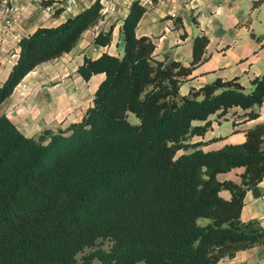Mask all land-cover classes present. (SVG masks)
I'll return each instance as SVG.
<instances>
[{
	"label": "trees",
	"instance_id": "1",
	"mask_svg": "<svg viewBox=\"0 0 264 264\" xmlns=\"http://www.w3.org/2000/svg\"><path fill=\"white\" fill-rule=\"evenodd\" d=\"M156 1L131 0L119 24L121 54L83 55L76 73L86 81L104 77L80 120L27 136L0 113V264H219L264 244V226L240 219L246 190L264 176V124L247 129L242 143L213 150L191 141L209 129V115L230 107L244 109L246 120L256 118L264 73L249 92L235 79L217 78L180 94L206 59L209 39L204 33L192 38L188 65L156 57L153 38L136 32ZM2 6L10 8L11 0H0ZM103 17L94 0L21 36L0 83V104L28 72L69 52ZM170 18L183 27L180 16ZM113 27L97 31L92 43L110 45ZM240 166L239 182L217 179Z\"/></svg>",
	"mask_w": 264,
	"mask_h": 264
},
{
	"label": "crops",
	"instance_id": "2",
	"mask_svg": "<svg viewBox=\"0 0 264 264\" xmlns=\"http://www.w3.org/2000/svg\"><path fill=\"white\" fill-rule=\"evenodd\" d=\"M42 0H11L12 6L0 7V83L7 76L17 53L9 56L6 50L16 47L19 38L31 33L38 26H51L82 10L94 0H51L44 6ZM131 0H115L113 7L94 26L85 30L77 44L60 57L41 63L28 72L11 95L0 104L5 113L27 136H35L45 128H64L80 120L92 104L93 93L104 77L93 74L84 80L76 73L84 54L96 57L107 50L119 54V24L128 11ZM56 7L62 11L54 15ZM180 16L183 27H175L173 18ZM195 18V22L192 21ZM114 24L112 42L98 46L92 39L100 29ZM138 35H147L155 42L154 54L179 60L188 65L191 60V44L195 35L206 34V59L194 67L180 86V94H188L191 88L210 83L217 78L235 79L246 92L251 81L264 73V0H157L140 18ZM185 32V36L181 34ZM16 50V49H15ZM244 109L233 106L226 114L209 115L211 126L204 135H194L191 141H205V151L220 148L224 144H237L245 140V131L257 124H264V101L258 108V116L246 120ZM264 149V142L261 143ZM244 167L217 173L219 180L239 182ZM220 195L229 199L228 190ZM240 219L257 220L264 226V176L248 188L240 211ZM264 244L238 250L232 258L223 257L219 264H262Z\"/></svg>",
	"mask_w": 264,
	"mask_h": 264
},
{
	"label": "rangeland",
	"instance_id": "3",
	"mask_svg": "<svg viewBox=\"0 0 264 264\" xmlns=\"http://www.w3.org/2000/svg\"><path fill=\"white\" fill-rule=\"evenodd\" d=\"M16 47H9L7 50H6V53L9 55V56H12L16 51H15ZM121 54L122 53V41H121V38H120V45L117 49ZM128 119L131 121V122H137L138 121V118L136 117V115L132 112H129L128 113ZM57 129V128H56ZM42 131V130H41ZM40 131V132H41ZM37 135V134H36ZM202 222H205V219H201ZM105 247H107V244L104 245ZM93 264H99V262L97 260H94Z\"/></svg>",
	"mask_w": 264,
	"mask_h": 264
},
{
	"label": "built area",
	"instance_id": "4",
	"mask_svg": "<svg viewBox=\"0 0 264 264\" xmlns=\"http://www.w3.org/2000/svg\"><path fill=\"white\" fill-rule=\"evenodd\" d=\"M66 1L71 3V2H74L76 0H66ZM124 1L128 2L129 0H124ZM99 2L101 3L103 14H105L106 12H108L113 7L115 0H99Z\"/></svg>",
	"mask_w": 264,
	"mask_h": 264
}]
</instances>
